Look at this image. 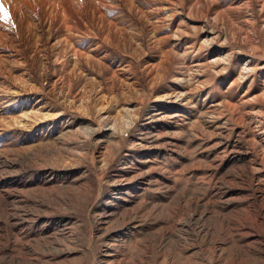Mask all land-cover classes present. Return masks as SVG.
Here are the masks:
<instances>
[{
	"label": "rangeland",
	"instance_id": "374dc122",
	"mask_svg": "<svg viewBox=\"0 0 264 264\" xmlns=\"http://www.w3.org/2000/svg\"><path fill=\"white\" fill-rule=\"evenodd\" d=\"M0 4V264H264V0Z\"/></svg>",
	"mask_w": 264,
	"mask_h": 264
},
{
	"label": "snow or ice",
	"instance_id": "6c2138e0",
	"mask_svg": "<svg viewBox=\"0 0 264 264\" xmlns=\"http://www.w3.org/2000/svg\"><path fill=\"white\" fill-rule=\"evenodd\" d=\"M0 11H4L3 5L0 4Z\"/></svg>",
	"mask_w": 264,
	"mask_h": 264
}]
</instances>
